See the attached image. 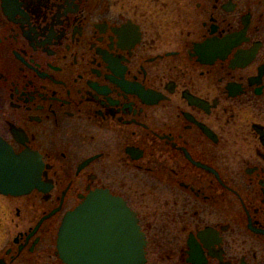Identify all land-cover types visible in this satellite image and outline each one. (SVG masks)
<instances>
[{"label": "flooded vegetation", "instance_id": "obj_1", "mask_svg": "<svg viewBox=\"0 0 264 264\" xmlns=\"http://www.w3.org/2000/svg\"><path fill=\"white\" fill-rule=\"evenodd\" d=\"M0 136L51 184L0 193V264H64L97 188L144 264H264V0H0Z\"/></svg>", "mask_w": 264, "mask_h": 264}, {"label": "water", "instance_id": "obj_2", "mask_svg": "<svg viewBox=\"0 0 264 264\" xmlns=\"http://www.w3.org/2000/svg\"><path fill=\"white\" fill-rule=\"evenodd\" d=\"M229 39L224 37L222 43ZM225 51L222 47V57ZM42 166L36 151L17 153L0 137V192L20 195L50 188L40 179ZM145 243L134 211L122 197L101 188L66 211L56 238L57 253L65 264H143Z\"/></svg>", "mask_w": 264, "mask_h": 264}]
</instances>
